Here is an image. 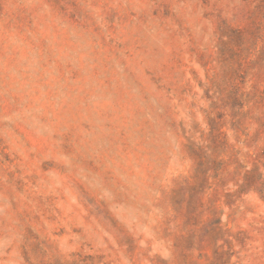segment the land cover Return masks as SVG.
Listing matches in <instances>:
<instances>
[{
  "label": "rangeland",
  "instance_id": "obj_1",
  "mask_svg": "<svg viewBox=\"0 0 264 264\" xmlns=\"http://www.w3.org/2000/svg\"><path fill=\"white\" fill-rule=\"evenodd\" d=\"M0 264H264V0H0Z\"/></svg>",
  "mask_w": 264,
  "mask_h": 264
}]
</instances>
